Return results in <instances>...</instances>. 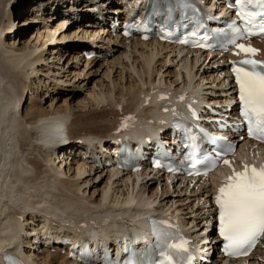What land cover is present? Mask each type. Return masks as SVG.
Instances as JSON below:
<instances>
[{"label":"bare ground","instance_id":"1","mask_svg":"<svg viewBox=\"0 0 264 264\" xmlns=\"http://www.w3.org/2000/svg\"><path fill=\"white\" fill-rule=\"evenodd\" d=\"M10 1H12L11 7L7 6ZM99 1H102L100 5L106 3L105 11L97 7ZM99 1L17 0L16 2V0H0V264L2 263L3 249L11 247L18 250L21 248L20 240H22V249L25 250L27 234L37 229L45 232L48 236L45 243L49 242V239L58 238V235L67 233L72 234L74 239L80 242L77 243L78 247H84V244L91 242V238H97L99 241L108 238L114 244L111 251L116 250L117 252L118 248L121 249L123 244L128 243L137 247V251L141 252L140 240L142 239V243L151 240L145 225L146 214L160 209H164L166 213L172 214L179 220L191 234L195 245L201 242V246L207 244L211 247L214 246V242L205 241L203 238V232L206 229V226L205 228L203 226L208 221L212 223L213 214L214 189L208 181L194 180L193 178L185 181V177L182 175L177 178L172 176L163 178L155 174L150 175L146 171L135 172L131 175L128 171H120L114 167L105 166L102 168L99 165H94L81 158L82 154L78 157H70V153L65 156L58 154V157L55 158L56 153L53 152L55 144L68 143V141L77 145L76 149L79 153L85 149V146L94 144L103 138L108 142H113L112 145L116 149L118 143H115L114 139L120 134H115V131L118 130L121 124L120 120L126 113H132L137 117L135 122L140 127L137 139L142 140L145 136H151L159 127L167 128L168 118L174 113L172 104L177 106L179 102L184 101V98L186 102H192L195 109L200 111V116H203L202 123L215 127L205 116L224 117V114L220 113L221 109L210 107L207 104L226 98L232 101L234 98L232 95L234 84L230 79L228 64L218 53L180 55L168 44L157 43L153 40L141 41L137 36H122L120 34L121 25L114 24L113 31L110 27L112 20L110 21L109 18L121 16L125 5L121 3V0ZM203 1L208 2L207 0ZM59 4L61 6L55 9ZM17 5L25 7L14 11ZM87 9L89 13L82 12ZM27 11L30 13L17 22L16 18ZM60 13L64 16L61 21L59 19L60 22L52 30L47 21L51 16L55 17ZM82 13L88 14V17L78 16ZM78 17L81 18L77 20L79 26L84 25L85 21L92 23H87V27L80 28L81 35H78L80 32L75 33L78 29L70 32V35H66V21L69 23L71 19ZM126 18L125 15L123 22L121 20L120 23H124ZM38 21L42 22L34 23ZM24 23H34L35 29L26 34L27 28L21 27ZM57 29L60 31L55 39L64 43V48L71 49V56L77 58L74 60V65L77 66V61L81 62V60L85 63L84 69L71 70L74 78L80 75V70L83 71L86 67L91 68L100 60H106L111 52L105 50V42L118 40L122 45L128 46L138 54L135 59H131L119 69L121 76L123 69L127 68L138 77L137 81L134 79L135 82L128 83L123 87L124 93L120 91L121 95L118 96L110 89L97 94L93 92L91 95L94 104L102 102L106 104L105 107L115 111L117 115H119L118 112H121L119 118L109 120L99 116L103 114L104 110L90 111L87 114L80 111V116L74 118L77 111L72 105V102L76 100L73 93L63 96L57 107L50 104L49 108H46L40 101L35 102V98L41 96L37 94V87L42 85L40 83L46 82L40 78L37 79V85L33 80L40 70L39 67H35V64L40 61L42 62L39 64L44 63L48 57L45 55L42 45L44 46L47 39L54 38ZM18 30L23 31L19 32ZM11 33L13 36L10 38L8 36ZM89 33L92 34L91 39ZM4 36L10 38L12 42L6 41L8 38ZM84 36H89L87 37L89 42L87 40L82 42ZM40 37V40H43L41 44H38ZM99 37L103 40L100 45ZM64 39H67L68 42H64ZM15 41L17 44L20 41L22 46L17 47ZM253 42L261 48V57L264 58V40L256 39ZM60 43L56 49L52 48V53L57 54L58 61L63 56L60 54L59 48L62 47ZM79 47V50L74 51ZM83 49H96V52L102 54V57L95 56L85 59L81 57ZM165 49L179 56V60L183 61L181 67L185 70L186 81L182 78V85L172 89L169 88V85H161L164 83L161 77H158L156 81H154V76L152 77V72L160 71V68H154L155 58ZM127 52H124V57L129 60L130 56ZM211 58L215 63H210L209 66L215 67L214 69L217 71L221 70L219 71L223 73L222 78H224L221 85L223 82L225 85L216 90L208 89L202 95L199 91H201L200 81L204 75L198 76L200 81L193 80L198 73L193 72V69L197 62L200 66L206 60L208 63ZM163 62L165 61L163 60ZM65 63L67 62L65 61ZM209 66L207 65V67ZM215 74L217 73H214V78ZM63 76L64 78L57 76L56 81L71 82V78H67L68 74H63ZM30 81H34L32 82L33 90L30 93L29 104L22 112L19 111V103L23 97L24 89L29 87ZM55 84L56 82L53 83V86ZM46 87L48 88V85ZM179 94H182L183 99L179 97ZM192 98L194 99L192 100ZM80 102L81 100H76L77 104ZM120 102L123 104L121 103L122 106L118 107ZM114 104L116 107L111 108ZM234 112L231 110L226 113L229 114L228 118L237 124ZM218 129L224 130L222 127ZM74 135L76 138H73ZM62 137L64 138L62 139ZM232 139L240 146H244L247 142L244 138L240 139L238 134L233 135ZM52 143L54 144L51 145ZM135 144L138 143L135 142ZM252 150L255 151V149H250V146L247 147L248 152ZM148 154L150 153L148 152ZM62 163L65 164L63 167ZM72 164L75 166L72 167ZM102 169L106 170V180L109 181L111 177L113 180L108 183L109 186L107 181L105 182L101 189V196L97 200H88L84 196L86 189L83 190L82 185L90 181L92 178L89 176L90 174L98 173ZM214 179L218 180V177L215 176ZM170 187H173L171 191ZM173 192L179 196H173ZM181 192L187 196L182 197ZM189 194L193 198H189ZM203 207L206 210H203ZM206 235H210L209 230ZM31 247L25 250V255L32 264H84L68 259L66 252L63 253V249L58 248L57 245L52 248L38 246L36 251H34L35 245ZM218 253L214 264H264V236L255 249L243 259L227 261L225 255L221 252ZM117 262L120 263V260Z\"/></svg>","mask_w":264,"mask_h":264},{"label":"rangeland","instance_id":"2","mask_svg":"<svg viewBox=\"0 0 264 264\" xmlns=\"http://www.w3.org/2000/svg\"><path fill=\"white\" fill-rule=\"evenodd\" d=\"M76 1L80 2L81 0H76ZM16 2H17V0H16ZM101 2L102 1L98 2L97 7L102 8L105 11V9L107 8V7H105L106 3L103 5H100ZM11 5H12V1H10V4L7 6L11 7ZM18 6L19 5L16 6L14 11H16L17 9H18L17 11H19V9H22L21 7H25V6H19V7ZM60 6H61V4H59V6H56V8L60 7ZM88 9L86 11H82V12L83 13H89ZM29 13H30V11H27L26 13L19 15L16 18V21H20ZM83 13L79 14L78 16H81L82 18L88 17V14L84 15ZM43 16L45 17V15H43ZM63 16L64 15L62 13H60L55 17L51 16V18L47 21L48 25L51 27L52 30H53V27H55L61 21ZM59 19H60V21H59ZM79 19H81V18L78 17L77 19H73V20L71 19L69 21V23L66 21V25H65L66 35H70V32H73V30L75 31L76 29H78L77 30L78 32L76 31L75 33H79L80 28L87 27V23L88 24L92 23V22L85 21L84 25L79 26V23L77 21ZM114 19L116 21L115 23L119 24V20H122L123 17L122 16H120V17L114 16ZM40 22H42V21H38V22H34V23H40ZM34 29H35V25L30 24L27 26V29L25 30V32H26V34H28L29 32H31ZM18 31L21 32L23 30H18ZM56 31L57 32L54 33V38L50 39V40L47 39L44 46L42 45V48H44V53H45V55H48V57L46 58L44 63L39 64L42 61H40V62L38 61L39 63L35 64V67H39L40 70H38L36 77H33V80L36 82V84H37V79H40V78L43 79L44 81H46V82L40 83L42 85L37 87V94H38V96H39V94L41 96L35 98V100H36L35 102L40 101L42 103V106H45L46 108H49L50 104L53 107H57L59 102L61 103L63 96L68 95L70 93H73L76 100L77 99L79 101L81 100V102L78 104L76 103V100L72 102L74 109L77 111L76 116L74 118H77L80 116V113H79L80 111H84L87 114L90 111H95V110H99V111L104 110L103 114L99 115V116H103L105 119L114 120V119L119 118L121 116V112H118L119 115H117V113H115V111H112L108 107H105L106 104L102 103V102H100L98 104H94L91 95L93 94V92L97 94L100 92H105V91L110 90V89L115 95H118V96L121 95L120 91H122V93H124L125 91H124L123 87L125 85L127 86L128 83L129 84L133 83L134 79H136V81H137L138 77L136 74L132 73V71H129L127 68L123 69V73L121 76L119 73V69L122 67V65H125V63L130 62L131 59H135L138 56V54L136 52L134 53L133 49L129 48L128 46L126 47L124 44L122 45V43L119 42L118 40L113 41V42L109 41L108 43L105 42L104 43L105 50L111 52L110 54H108L106 60H100L96 64H94L91 68L86 67L85 70H83V71L80 70L81 71L80 75H78L74 78V76H72L73 73L71 72V70L72 69H75V70L76 69L77 70L84 69L85 63L81 60V62L77 61V63H78L77 66L74 65L75 64L74 60H77V58H75V56L74 57L71 56L72 55V53H70L71 49L64 48V46H65L64 43H60V41H57V39H55V36L58 34V32L60 30L57 29ZM12 34L13 33H11L10 36H8V37L11 38L13 36ZM78 35H81V32ZM78 35H76V36H78ZM89 36H84V40H82V42H85L86 40L89 42V39H87V37H89ZM8 37H5V38H8ZM10 38L6 39V41H8V42L10 41L9 43L12 42V40H10ZM40 39H41V37L38 39V44H41V41L43 40V39L42 40H40ZM44 39H45V37H44ZM66 40L64 39L63 41L65 42ZM69 41H72V40H69ZM66 42H68V41H66ZM75 42H79V41H75ZM59 43L62 45V47L59 48L60 54L63 55L60 58V61H58L57 54L52 53L53 52L52 48L56 49L58 47ZM119 43H121V44H119ZM16 44H17V42H16ZM20 45L22 46L21 42L19 41V43L17 44V47H19ZM79 49H80V47L77 49H74V51L75 50L77 51ZM126 51L129 52V56H130L129 60H126V58L124 57V52H126ZM68 53H70V54H68ZM174 54H175L174 52L167 51V49L162 50V52H160L156 56V58H155L156 62L154 64V68H160V71H158L157 73L152 72V77L154 76V81H156L158 79V77H161L164 80V83L166 84L165 85L163 83L161 85L162 86L169 85V88H171V89L178 86V85L179 86L182 85V83H183L182 78H184V80L186 81L185 70L181 67L183 61H180L179 56H177L176 54L174 55ZM212 59L213 58H211L208 63H206L207 62V60H206L205 62L201 63L200 66H199V62H197L195 64L194 69H193V72H195V71L198 72L194 76L193 80L200 81L201 79L198 76L200 74L204 75V78L200 81L201 91H199V92L202 95L204 94V91H206L208 89L209 90L210 89L216 90V89L222 88L225 85V82H223V85H221L222 79L224 80V78H222L223 73H220L221 70L218 69V71H217V69H214L215 67L209 66V65H211L210 63H215L214 61H212ZM163 60L165 62H163ZM65 61L67 63H65ZM136 63H137V61H136ZM207 65L209 67H207ZM63 69H65V70H63ZM212 69H214L213 72H212ZM55 71L58 73H56ZM129 73L131 74L132 77L131 76L129 77ZM214 73H217V74H215V76H216L215 78L213 77ZM63 74H68L67 78L70 77L71 82L61 83V81H56L57 76H58V78L59 77L64 78V76L62 77ZM212 78H213V80H212ZM34 81H30L29 87H26L24 89L23 97L19 103V111L21 110L22 112H24V109L28 106L30 93L33 90L32 82H34ZM55 82H56V84H55V86H53V83H55ZM111 82H113V83H111ZM218 83H220V84H218ZM44 84L46 86L48 85V88ZM34 85H35V83H34ZM62 86H64L65 88L63 87V89H61ZM67 87H69V88L66 89ZM121 103L123 104V102H120L118 107L122 106ZM115 107H116V104L111 106V108H115ZM84 112H83V114H84ZM89 117H90V115H89ZM75 136L76 135H74L73 138H76ZM73 166H75V165L72 164V167ZM105 171H106L105 169L104 170L102 169L98 173L95 172L92 175L90 174L89 176L92 177L90 179V181L88 183H85L82 185L83 190L86 189V191L84 192V196H86L88 200L89 199L94 200V201H95V199L97 200L99 198V196H101V189L105 185V182L107 181V184H108L113 180V179H111L112 177L110 178L109 181L106 180L107 179V173H105ZM85 185H86V187H85ZM108 186H109V184H108ZM114 186H112V187H114ZM172 188L173 187H170V191L172 190ZM92 190H94V192H92ZM172 194L175 197L179 196L175 192H173ZM181 195H182V197L187 196L186 194L183 195V193ZM188 196H189V198H193L190 196V194ZM201 200H203V199H201ZM201 206H202V204H201ZM203 210H206V208L203 207ZM183 216H186V215H183ZM185 219H187V217H185ZM205 226H206V228H208V223L207 224L205 223L203 228H205ZM29 244H30V246H29ZM31 244L33 245V243L31 241H30V243L28 242V246H29L28 248H32ZM211 256L215 257L216 256L215 252ZM215 258H213V259H215Z\"/></svg>","mask_w":264,"mask_h":264},{"label":"snow or ice","instance_id":"3","mask_svg":"<svg viewBox=\"0 0 264 264\" xmlns=\"http://www.w3.org/2000/svg\"><path fill=\"white\" fill-rule=\"evenodd\" d=\"M241 2L242 0H236L237 4ZM248 2L251 3L252 0ZM257 3L264 6V0H257ZM261 31L264 32V21L261 23ZM202 39L206 41L208 36L205 35ZM235 47L246 53L257 51L239 43ZM241 63L250 65L251 68L232 69L239 88L240 115L249 125L248 135L255 134L252 127L255 124L259 138L264 139V64L256 60H244ZM217 155L222 158L223 154L218 152ZM223 162L229 163L228 160ZM196 163L200 161L197 160ZM156 166H159L158 162ZM215 202L219 210V235L224 241V251L229 255H247L257 240L264 236V165L259 169L246 165L243 171L233 172L226 184L218 189ZM184 243L186 242L173 244L171 247L186 252ZM191 259L188 257L189 264ZM127 264L134 262L129 260ZM158 264H174V261L167 259Z\"/></svg>","mask_w":264,"mask_h":264}]
</instances>
